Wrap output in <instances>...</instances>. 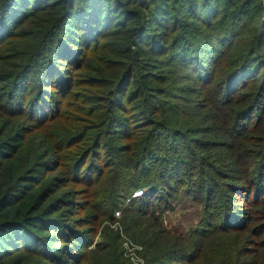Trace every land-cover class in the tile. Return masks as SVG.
Masks as SVG:
<instances>
[{
	"label": "trees",
	"instance_id": "16d2710c",
	"mask_svg": "<svg viewBox=\"0 0 264 264\" xmlns=\"http://www.w3.org/2000/svg\"><path fill=\"white\" fill-rule=\"evenodd\" d=\"M263 4L0 0V264H264Z\"/></svg>",
	"mask_w": 264,
	"mask_h": 264
},
{
	"label": "rangeland",
	"instance_id": "374dc122",
	"mask_svg": "<svg viewBox=\"0 0 264 264\" xmlns=\"http://www.w3.org/2000/svg\"><path fill=\"white\" fill-rule=\"evenodd\" d=\"M261 1L264 3V0ZM132 197L133 195L130 198L123 200L121 202V207L115 210L111 217L105 219L98 218L95 223V231L91 235V239H89V241L91 240L92 244L89 248L90 254L91 251L95 249L96 245H110V239L114 238L112 234H115L119 237V240L122 242L121 251H123V258L125 259V261L127 260L126 262H129L131 264H147V261L144 257V247L130 238L129 235L131 233H129L122 224V219L124 216L123 212L132 208L131 203L133 200H136H132ZM96 204H98V201H91V205ZM96 214H98L97 210ZM201 215L202 206L193 203L187 196L184 195V197H181V201L179 202L178 207L171 212L163 213L162 215H160L159 221L164 224L163 226L171 228L175 233L187 236L194 230L198 229V227L200 226ZM149 228L151 230L150 226ZM86 229L87 228L85 227V230ZM91 231H93V229ZM221 246L223 245L220 244V242H216L210 244L208 248L212 251H215ZM222 255L223 252L220 251L216 254V258H220Z\"/></svg>",
	"mask_w": 264,
	"mask_h": 264
},
{
	"label": "built area",
	"instance_id": "2783aa9c",
	"mask_svg": "<svg viewBox=\"0 0 264 264\" xmlns=\"http://www.w3.org/2000/svg\"><path fill=\"white\" fill-rule=\"evenodd\" d=\"M145 194H146V191L144 189H139L133 194L132 200L133 199H142L145 196Z\"/></svg>",
	"mask_w": 264,
	"mask_h": 264
},
{
	"label": "crops",
	"instance_id": "0c3cea01",
	"mask_svg": "<svg viewBox=\"0 0 264 264\" xmlns=\"http://www.w3.org/2000/svg\"><path fill=\"white\" fill-rule=\"evenodd\" d=\"M168 229H171V228H168Z\"/></svg>",
	"mask_w": 264,
	"mask_h": 264
}]
</instances>
